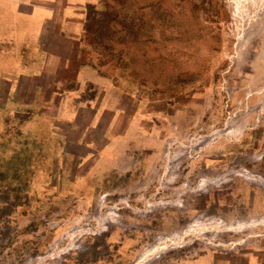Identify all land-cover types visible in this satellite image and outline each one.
Returning <instances> with one entry per match:
<instances>
[{"label":"rangeland","instance_id":"obj_1","mask_svg":"<svg viewBox=\"0 0 264 264\" xmlns=\"http://www.w3.org/2000/svg\"><path fill=\"white\" fill-rule=\"evenodd\" d=\"M0 264H264V2L0 0Z\"/></svg>","mask_w":264,"mask_h":264},{"label":"crops","instance_id":"obj_2","mask_svg":"<svg viewBox=\"0 0 264 264\" xmlns=\"http://www.w3.org/2000/svg\"><path fill=\"white\" fill-rule=\"evenodd\" d=\"M81 34H82V30H78L73 33L66 34V37L70 39H76V37H80ZM76 40H79V39L77 38Z\"/></svg>","mask_w":264,"mask_h":264},{"label":"bare ground","instance_id":"obj_3","mask_svg":"<svg viewBox=\"0 0 264 264\" xmlns=\"http://www.w3.org/2000/svg\"><path fill=\"white\" fill-rule=\"evenodd\" d=\"M245 1H246V0H245ZM260 1H263V2H264V0H260ZM236 2H237V3H239V2H240V0H236Z\"/></svg>","mask_w":264,"mask_h":264}]
</instances>
